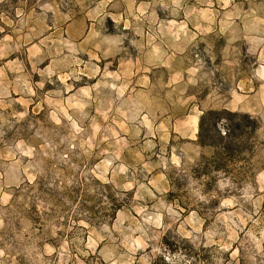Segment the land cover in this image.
Wrapping results in <instances>:
<instances>
[{"label":"rangeland","instance_id":"obj_1","mask_svg":"<svg viewBox=\"0 0 264 264\" xmlns=\"http://www.w3.org/2000/svg\"><path fill=\"white\" fill-rule=\"evenodd\" d=\"M223 109L256 129L194 177ZM39 181L93 213L46 221L56 247L25 218ZM166 234L174 264H264V0H0V264H151Z\"/></svg>","mask_w":264,"mask_h":264},{"label":"trees","instance_id":"obj_2","mask_svg":"<svg viewBox=\"0 0 264 264\" xmlns=\"http://www.w3.org/2000/svg\"><path fill=\"white\" fill-rule=\"evenodd\" d=\"M255 125L256 120L246 113L231 112L225 109L202 112L198 121L196 144L200 147L211 148L213 156L211 158L203 157L204 162L193 170L194 177L200 175L208 176L211 172L217 171L228 173L226 171L227 164L241 154V151L245 148L244 137L255 131ZM95 183L99 187L96 188L98 189L96 196L107 199V216L114 219L115 214L122 207L121 203H118L106 193L105 189L109 188L108 185ZM170 184L171 188L175 185L177 187L181 186L179 182H170ZM24 187L21 191L25 193V196L28 195L31 201L25 218H29L34 226H38L40 242L37 244L40 247L45 243L56 247V243L47 237V233H45L43 228L45 222L58 212L62 213L63 217L69 215L70 219L74 221L82 216L94 218L93 213L90 212V208L83 205L82 199L79 196L80 189L77 187L72 189L71 193L64 190L60 191L56 184L49 186L43 181L27 183ZM19 191L17 190V193ZM171 195L172 193L169 194V196ZM64 201L68 204V207L61 209ZM37 202L42 203L44 206L49 205L50 208L37 210ZM57 235L60 238L64 236L61 231H58ZM187 247H191L188 240L177 235L166 234L162 238V254L154 258L151 264H174L171 261V257L177 253L188 256L190 251ZM186 262L189 263V261Z\"/></svg>","mask_w":264,"mask_h":264}]
</instances>
